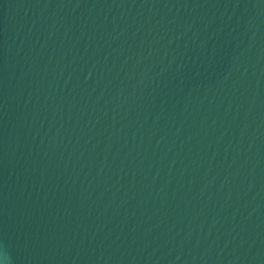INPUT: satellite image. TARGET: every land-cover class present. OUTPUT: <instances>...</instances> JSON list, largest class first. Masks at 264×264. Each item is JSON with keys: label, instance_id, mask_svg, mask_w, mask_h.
Masks as SVG:
<instances>
[{"label": "water", "instance_id": "water-1", "mask_svg": "<svg viewBox=\"0 0 264 264\" xmlns=\"http://www.w3.org/2000/svg\"><path fill=\"white\" fill-rule=\"evenodd\" d=\"M0 264H264V0H0Z\"/></svg>", "mask_w": 264, "mask_h": 264}]
</instances>
